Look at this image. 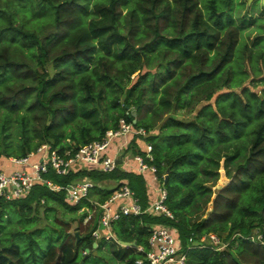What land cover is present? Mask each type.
Returning a JSON list of instances; mask_svg holds the SVG:
<instances>
[{
    "label": "trees",
    "instance_id": "trees-1",
    "mask_svg": "<svg viewBox=\"0 0 264 264\" xmlns=\"http://www.w3.org/2000/svg\"><path fill=\"white\" fill-rule=\"evenodd\" d=\"M250 1L248 8V0H0V157H24L43 143L75 152L126 118L146 132L131 133L124 152L157 167L174 214H122L112 221L114 236L96 238L102 207L36 183L26 196H0V264H88L103 246L109 264H148L155 224L173 226L186 264H264V88L236 89L241 74L264 67V6ZM182 109L190 118L175 115ZM15 118L17 140L9 138ZM122 163L112 171L50 168L45 177L67 185L89 176L90 198L99 202L129 183L146 209L145 177ZM53 200L75 213L74 230L53 235L40 225L38 205ZM83 206H96L86 224ZM210 233L220 241L201 244Z\"/></svg>",
    "mask_w": 264,
    "mask_h": 264
},
{
    "label": "built area",
    "instance_id": "built-area-1",
    "mask_svg": "<svg viewBox=\"0 0 264 264\" xmlns=\"http://www.w3.org/2000/svg\"><path fill=\"white\" fill-rule=\"evenodd\" d=\"M145 133L144 128L135 129L132 122L126 118H121L120 126L117 129H109L104 138L96 139L79 146L75 152L67 150L64 154L57 149L52 148L49 143H43L36 151H32L24 157H7L11 162L20 165L22 168H15L12 171L0 167V196L7 199L19 198L30 193L36 183H47L52 189H65L67 199L79 203L85 198L90 199L93 205L102 207V213L99 217V226L93 231L96 238L102 236H114L112 231V221L119 218L122 214L142 213L143 211L155 214H165L174 218L173 212L166 205L167 189L159 187L157 197L143 209L135 191L129 183H124L115 189L111 196L104 202H99L90 198V192L96 185V182L89 176L62 185L53 179L45 177V173L50 168L59 174H67L74 165L76 167L96 168L103 171H112L118 166V152L113 153L111 144L114 138L121 137L119 147L128 145L131 133ZM113 147V146H112ZM152 144L148 143L145 148L149 160H153ZM34 158V160H33ZM139 164L140 170L149 169L153 178L157 179V167L151 164L141 153L134 155ZM96 207V206H95ZM95 207L83 206L80 212L87 211L84 222L90 221L94 215ZM210 237L212 241L218 243L220 237L215 233L201 238V244ZM192 240V239H191ZM199 244V243H198ZM204 245V244H203ZM182 243L173 226L166 224H155L149 238V248L146 252V261L148 264H186V254L181 251ZM143 249V247H140ZM144 262L143 258L137 260Z\"/></svg>",
    "mask_w": 264,
    "mask_h": 264
},
{
    "label": "rangeland",
    "instance_id": "rangeland-1",
    "mask_svg": "<svg viewBox=\"0 0 264 264\" xmlns=\"http://www.w3.org/2000/svg\"><path fill=\"white\" fill-rule=\"evenodd\" d=\"M251 1L248 0V5L247 7L249 8V6H251ZM254 6H256V8H258V10L260 11L261 9H263L264 6V0H254L253 1ZM253 32H256V29L253 30ZM249 33V27L245 28V30L242 31V36L243 37H247ZM248 38V37H247ZM247 38H245L247 40ZM249 39V38H248ZM264 49V46H262ZM249 60L246 58L244 59V66L247 67L248 70H250L251 67V63L249 64ZM250 72V71H249ZM247 75H245L244 72L243 74H241L240 76L243 77V83L238 84L236 86V89L239 90L241 89L243 86H249L250 88H252L254 91H257L258 93H262V90L264 88V81L262 80L264 78V67L261 68V71H259L257 74L255 73H249ZM256 77V78H255ZM241 85V86H240ZM182 111H184V113L186 114H180V111H177L175 113V115L180 116V117H188L190 118V115L188 116V112L185 111L184 109H182ZM3 114L2 112H0V130H1V120H2ZM17 120L15 118L14 123H12V127H11V137H9L10 139L13 140H17L19 133H18V129H19V125L17 126V128L15 129V126L17 125ZM119 158H124V156L119 155ZM8 160L7 156H1L0 157V162ZM34 160V158H33ZM224 172V170L222 171V173ZM224 179V178H223ZM222 178L219 181V186H221V184H223L224 182H222L223 180ZM114 180H105L104 182L106 183L107 186H112ZM37 203L35 202L33 205H36ZM12 213L13 217V221L15 222H19L20 214L18 212H10ZM8 213V215L11 216V214ZM38 216L42 217L41 220V224L43 227L45 226V231L49 234H53L56 235L58 232L61 234L65 233V230L67 229H71L74 230V228L76 227V224H78V222L75 221V219H73L72 217L75 215V213L69 209H66L65 207H63L62 205L58 204L56 201H51L50 205H46V204H41L40 206L38 205ZM37 216V217H38ZM26 223V222H25ZM17 224V223H16ZM84 224H86L84 222ZM85 229V228H84ZM257 230V229H256ZM76 232V231H75ZM81 232V231H79ZM78 233V232H77ZM63 235L60 236V240L62 239ZM258 237L260 238L261 235H258ZM254 238V237H253ZM46 246V245H45ZM110 248H114L112 243H109L108 245ZM221 246H223V244H221ZM102 256L97 255V254H93L89 257L88 259V264H109L110 262L113 261L112 257L110 256L106 246L102 247ZM107 258V262L106 263L104 261V259ZM104 261V262H103Z\"/></svg>",
    "mask_w": 264,
    "mask_h": 264
},
{
    "label": "crops",
    "instance_id": "crops-1",
    "mask_svg": "<svg viewBox=\"0 0 264 264\" xmlns=\"http://www.w3.org/2000/svg\"><path fill=\"white\" fill-rule=\"evenodd\" d=\"M141 146H143V144H141ZM126 149H122L119 147V144H114V147L112 149V152L113 153H116L118 152L119 155H124V158H123V163L122 165L128 169V170H132V171H135L137 173H142L143 176L145 177L146 179V182H147V185H148V189H149V199L150 200H154L157 195H158V192H159V187L161 186L160 185V182L157 180V179H154L153 178V174L152 172L149 170V169H145V170H140L139 168V164L138 162L135 160L134 158V155L136 154L133 153L132 151H127L126 153L124 152ZM119 158V156H118ZM0 167L6 169L7 171H12L13 169L15 168H22L20 165H17L16 163H13L11 162L9 159L8 160H5V161H2L0 162ZM111 183H115L114 181L111 182Z\"/></svg>",
    "mask_w": 264,
    "mask_h": 264
},
{
    "label": "water",
    "instance_id": "water-1",
    "mask_svg": "<svg viewBox=\"0 0 264 264\" xmlns=\"http://www.w3.org/2000/svg\"><path fill=\"white\" fill-rule=\"evenodd\" d=\"M134 114H136V111L134 112ZM166 178H167V177H166ZM119 242H121V243L124 244V245H135V242L125 241V240H122V239H119ZM97 244H98V243L95 241V242H94V246L96 247ZM87 251H89V248H88ZM96 253H97V251H96Z\"/></svg>",
    "mask_w": 264,
    "mask_h": 264
}]
</instances>
